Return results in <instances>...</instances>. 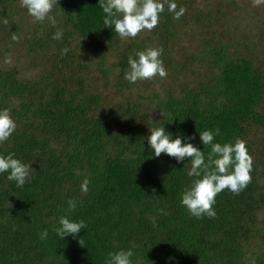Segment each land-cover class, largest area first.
<instances>
[{
    "label": "trees",
    "instance_id": "1",
    "mask_svg": "<svg viewBox=\"0 0 264 264\" xmlns=\"http://www.w3.org/2000/svg\"><path fill=\"white\" fill-rule=\"evenodd\" d=\"M176 4L178 19L165 3L151 30L121 38L97 0H57L55 24L0 0V108L16 124L0 154L30 164L23 186L0 173V264H105L128 247L133 264H264V20L236 0ZM145 47L166 75L130 83L127 57ZM162 122L205 154L197 131L244 141L250 180L217 193L214 216L179 203L186 157L150 155L148 125ZM60 215L84 220L75 238L52 231Z\"/></svg>",
    "mask_w": 264,
    "mask_h": 264
},
{
    "label": "clouds",
    "instance_id": "2",
    "mask_svg": "<svg viewBox=\"0 0 264 264\" xmlns=\"http://www.w3.org/2000/svg\"><path fill=\"white\" fill-rule=\"evenodd\" d=\"M57 0H20V6L25 8L28 15L36 21L47 20L55 24V18L50 15V10ZM100 9L105 13L103 25H111L119 37H134L140 30H151L159 20V14L164 11L167 4L168 12L173 18L178 19L184 12L183 6L177 7L176 0H97ZM254 5L264 3V0H252ZM62 31L57 28L52 33L53 39H60ZM13 40L17 39L12 34ZM67 48L62 47L63 55ZM161 49L145 47L137 49L129 54L126 60L127 70L123 78L130 83L137 80L151 79L153 76L164 77L166 70L160 58ZM16 127L15 121L9 113V109L0 108V142L7 140ZM147 145L151 150L150 155L159 156L164 153L181 161L185 157L189 163L186 175L192 177L180 193L179 203L184 206L190 215L199 218L201 215L212 217L215 210L217 193L227 188L230 192L239 193L250 180L252 167L251 157L246 151L245 143L240 138H235L231 143L214 141L216 129H204L198 132L199 141L203 146H208L205 154L201 147L191 142L192 134L184 135L177 132L175 135L164 128L163 122L148 125ZM182 136L184 142L182 143ZM30 164L21 161L12 152L0 154V173L6 174V179L14 181L16 186H23L29 177ZM89 181L85 177L80 183V191L87 192ZM67 209L76 207V201L69 199ZM66 209V210H67ZM85 226L82 219H72L67 215H60L52 231L57 237L63 238L71 234L74 238ZM48 235V229H42L39 233L41 240ZM82 245V241L78 239ZM133 249L118 248L109 251L105 264H133Z\"/></svg>",
    "mask_w": 264,
    "mask_h": 264
},
{
    "label": "rangeland",
    "instance_id": "3",
    "mask_svg": "<svg viewBox=\"0 0 264 264\" xmlns=\"http://www.w3.org/2000/svg\"><path fill=\"white\" fill-rule=\"evenodd\" d=\"M237 6L239 8H248V10H252L253 12H258L261 20H264V3L254 5L252 0H236Z\"/></svg>",
    "mask_w": 264,
    "mask_h": 264
}]
</instances>
